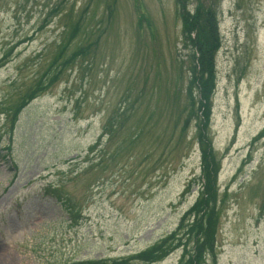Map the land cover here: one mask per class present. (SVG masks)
Segmentation results:
<instances>
[{
    "label": "rangeland",
    "instance_id": "obj_1",
    "mask_svg": "<svg viewBox=\"0 0 264 264\" xmlns=\"http://www.w3.org/2000/svg\"><path fill=\"white\" fill-rule=\"evenodd\" d=\"M215 1L222 44L207 135L228 198L207 264H264V138L254 142L264 132V0ZM205 2L0 0V60L12 52L0 70L1 264H106L176 230L198 198V186L184 192L202 168L196 124L183 140L176 126L189 106L182 15ZM77 22L70 53L89 47L91 55L14 124L2 111L17 106ZM130 91L145 95L136 116L103 141V162L101 149L88 163ZM138 125L136 149L122 148ZM49 185L80 209L76 224L45 194Z\"/></svg>",
    "mask_w": 264,
    "mask_h": 264
},
{
    "label": "trees",
    "instance_id": "obj_2",
    "mask_svg": "<svg viewBox=\"0 0 264 264\" xmlns=\"http://www.w3.org/2000/svg\"><path fill=\"white\" fill-rule=\"evenodd\" d=\"M203 4L198 3L193 15L190 12L182 15L184 27L182 42L185 49L190 51L186 56L187 64L182 63V70L186 71L189 80L186 90L189 106L179 115L176 123L177 129H181L182 140L186 138L184 135L188 132L191 123L196 124L202 170L200 177L194 178L188 183L184 196L190 194L194 187L198 186V199L183 216L175 232L160 239L139 254L106 261V264H160L178 251H182L179 264H207L209 256L216 259L218 226L222 208L226 204L225 200L228 195L227 192L224 197L220 194L218 180L222 167L221 159L217 158L213 151L211 141L208 140L207 129L211 119V101L216 88V57L221 49L222 39L217 21L218 1L206 0ZM80 30L79 22L69 28L66 39L59 44L57 54L46 71L20 99L17 106L2 111L3 114H7L10 119H13L14 124L23 109L35 99L48 93L79 60L91 55L92 48L89 47H80L70 53V48L77 40ZM11 54L8 52L0 60V69L10 62ZM144 97L143 93L133 97V92L130 91L125 95L115 114L108 115V120L103 129L104 137L89 149L86 159L88 163L91 162L90 157L97 154L101 149L103 151L99 152L101 156L98 160L99 162L104 161L103 157L106 152L103 148V138L106 137L107 142H111L121 132L119 127L123 128L124 126V122L121 120L123 118L128 120L130 117L136 116L137 108ZM144 132L145 129L139 128L138 125L130 133L131 139L122 143L121 147L136 149L135 146L141 140ZM263 137L264 132L254 142ZM52 193L70 214L79 212H73L76 204L72 198L63 195L60 187L54 189Z\"/></svg>",
    "mask_w": 264,
    "mask_h": 264
},
{
    "label": "bare ground",
    "instance_id": "obj_3",
    "mask_svg": "<svg viewBox=\"0 0 264 264\" xmlns=\"http://www.w3.org/2000/svg\"><path fill=\"white\" fill-rule=\"evenodd\" d=\"M1 264V263H0Z\"/></svg>",
    "mask_w": 264,
    "mask_h": 264
}]
</instances>
